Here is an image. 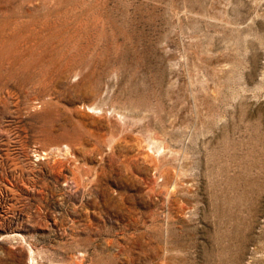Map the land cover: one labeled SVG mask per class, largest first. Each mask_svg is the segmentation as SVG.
<instances>
[{
  "label": "rangeland",
  "instance_id": "1",
  "mask_svg": "<svg viewBox=\"0 0 264 264\" xmlns=\"http://www.w3.org/2000/svg\"><path fill=\"white\" fill-rule=\"evenodd\" d=\"M0 264H264V0H0Z\"/></svg>",
  "mask_w": 264,
  "mask_h": 264
}]
</instances>
